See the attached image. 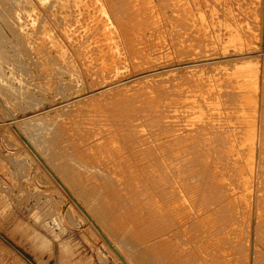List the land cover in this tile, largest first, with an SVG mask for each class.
Listing matches in <instances>:
<instances>
[{
    "label": "rangeland",
    "instance_id": "1",
    "mask_svg": "<svg viewBox=\"0 0 264 264\" xmlns=\"http://www.w3.org/2000/svg\"><path fill=\"white\" fill-rule=\"evenodd\" d=\"M57 1L0 0V264H122L46 167L63 181L60 164L67 161L61 155L97 163L92 136L116 131L112 110L130 119L129 127L147 136L150 147L159 131L165 140L196 134L210 121L230 131L247 123L249 163L238 176L236 169L218 170L232 209L221 211L226 221L207 244L229 241L222 255L232 251L243 264H264V222L258 221L264 199V0H67L64 8ZM247 53L254 54L186 65ZM29 117L43 125L22 132L26 143L13 125ZM177 192L175 216L205 225L204 211L192 206L195 198L181 184ZM197 234L191 243L199 253L200 235L209 231Z\"/></svg>",
    "mask_w": 264,
    "mask_h": 264
},
{
    "label": "bare ground",
    "instance_id": "2",
    "mask_svg": "<svg viewBox=\"0 0 264 264\" xmlns=\"http://www.w3.org/2000/svg\"><path fill=\"white\" fill-rule=\"evenodd\" d=\"M39 1L47 3L50 0ZM79 1L81 0H73V4ZM56 3L64 8L67 0H59ZM185 9V6L182 5V10ZM160 14V11L157 12L158 16ZM151 15L155 14L151 13ZM48 32L50 42L59 46L58 41L52 37V33L49 30ZM44 35L43 37L46 36ZM108 35L114 42L111 30ZM66 37L69 38V35ZM231 42L230 39L229 43ZM60 48V56L64 57L66 50ZM234 52L238 51L234 50ZM253 54L228 55L190 62L186 65L217 63L222 59L241 56L250 58ZM72 67L74 68V65ZM2 77L0 74V82H3ZM114 85L116 84H109L107 87ZM148 92L145 91L146 94ZM236 95L231 93L229 96ZM147 97H151V95ZM150 110L154 112L155 108ZM111 115L116 122L114 124L116 131H111L110 135L96 134L92 136L93 146H98V149L95 147L90 150H92L91 153L93 152L92 156L97 157L99 165H95L97 163L89 165L76 159L78 157H75L76 155L73 153L61 155L60 158L67 161L64 162V166L61 165L63 163L60 164L62 169L59 176L63 181L50 167H46L51 171L55 181L61 186L70 202L95 225L100 237L112 248L122 264H243L238 256L232 255V251L228 253L229 259L226 255H222L229 249L231 245L229 241H224L223 244L219 241L207 244V241L212 235L213 229L220 228L218 223L226 221V219L224 221L223 218H220L221 211L231 208L225 200L227 181L224 177L217 176L218 170L226 173L229 169L230 172L236 169L235 172L238 176L240 172L242 173L243 164L249 163L250 145L247 144V141L252 142V138L246 131L247 123L237 122L239 125H236V129L230 131L219 129V126L210 121L206 128H198L199 132L196 134L184 132L177 138L171 135L165 140L160 138L162 133L159 131L153 135L154 143L150 147L145 142L148 137L136 127L131 128L133 124L130 125V119H125L116 110H112ZM155 118L158 116L153 115L150 119ZM237 119L240 120V117ZM35 120L36 118H23L20 122L14 123L15 126L13 125V130L26 143L28 142L22 132L26 135L27 129H31L33 125H43L42 120H38L36 123ZM211 124L218 127V130ZM240 125L244 126L241 128ZM130 131L132 135H130ZM231 132L235 134H231ZM261 136L262 170L264 171V131ZM177 139L181 146L177 143ZM234 143L240 144V146ZM65 146L63 147L67 150V146ZM142 146L150 149V154L139 149ZM238 158H240L241 166L235 167ZM209 160L210 162H208ZM231 161L234 162L233 166H230ZM104 165L108 166L110 172L106 170L107 168H103ZM196 178H198L196 181L198 184L193 185ZM234 179L236 181L235 177ZM187 181H191L190 186L185 184ZM230 181L234 180L230 179ZM179 184L184 187L188 196L192 195L195 198L192 206L197 212L204 211L205 218L200 219L207 221L205 225L197 221L196 217L190 221L175 216L173 202L178 193ZM191 185H193L192 190ZM258 210V221L261 225L264 222V199ZM110 221L113 222L110 223ZM150 221H153L155 225H151ZM155 230L158 235L153 232ZM262 230L259 235L264 232V225ZM208 231V236L200 235L204 242V248L203 251L197 253L191 242L197 238L198 232L207 233ZM147 237L148 240H146ZM74 264L76 263L74 262Z\"/></svg>",
    "mask_w": 264,
    "mask_h": 264
}]
</instances>
